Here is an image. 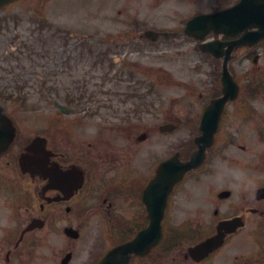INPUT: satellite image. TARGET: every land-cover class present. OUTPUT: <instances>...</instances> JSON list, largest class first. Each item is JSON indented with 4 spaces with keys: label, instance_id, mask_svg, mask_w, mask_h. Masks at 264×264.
<instances>
[{
    "label": "flooded vegetation",
    "instance_id": "1",
    "mask_svg": "<svg viewBox=\"0 0 264 264\" xmlns=\"http://www.w3.org/2000/svg\"><path fill=\"white\" fill-rule=\"evenodd\" d=\"M239 1L212 0L211 7L201 13L221 11ZM106 2H109L111 7L123 4L122 19L117 21L116 25L114 19L112 20L113 15H108L106 30L97 28V31L105 34L98 42L104 41L108 44L107 55L95 52L97 43L94 39L90 38L86 42L78 36L57 38L63 39L60 42L63 52L68 46L70 49H78L80 56L91 54V69L105 68V75L117 77L141 75L142 69L145 68L142 62L144 65L151 63L150 60L146 62L144 56L149 54V59L157 61V45L164 41L173 40L177 43V48L185 49L191 46L192 50L195 40L184 33L187 24L185 18L179 19L175 23L177 25L172 26V30L160 28L157 20V0ZM143 7L152 11V18L146 19ZM187 9L189 8L181 10L184 17L187 16ZM240 38L241 34L227 37L212 32L207 40L215 47L218 41L234 43ZM195 43V47L202 52V65H209V60H215L209 57L210 52L204 51L203 44ZM127 47L132 49V52L126 50ZM129 53L136 57L128 58ZM187 53L190 54L189 51ZM237 56L238 53L233 54V58ZM222 66L223 58L213 65L212 70L219 75L215 77L213 97H210L207 104L222 94ZM151 69L154 70L153 76L157 77V68ZM80 70L74 68L72 73H78ZM87 80L83 78L78 84L84 86ZM259 88L255 83L248 85L245 103L254 104V97ZM83 105L84 101L79 100L80 108L75 106L72 116H45L41 134L25 132L21 136L18 131L11 148L0 156V264H62L68 254L72 257L71 264L79 257V249L81 251L87 248V239L88 248L94 245L91 242L94 237L91 233L98 235L102 222L133 220L134 234L127 238L126 242L133 240L147 225L149 214L144 202V193L157 176V138L146 133L142 135L143 139L140 136L136 143H130L124 126L116 127L119 132L103 130L108 127L113 130L115 123L128 122L131 116L129 112L126 118L123 113L113 115L106 111L103 115H97L98 108L96 114L94 105H87L86 108ZM234 107L231 121L225 126L226 132L231 134L224 133V144L221 149L218 147V153L219 158L225 161L223 165L226 168L222 175L234 177L239 187H230L231 194L228 197L218 198L217 214H221V221L241 218L245 223L243 231L251 233L257 239H263L264 194L259 193V188L264 187V153L262 161L250 137L252 124L256 122V116L253 114L255 109L239 101ZM156 113L152 112V118L156 117ZM97 116L105 127L96 128V122L92 123ZM247 141V145H243ZM190 146L187 154L192 151ZM235 146H238L237 150L230 156L231 148ZM259 170L262 179L260 185L256 186ZM182 188L183 186L180 189ZM205 205L207 202L203 204L198 201L192 206L195 207L192 212L196 217L204 212L205 207L202 206ZM93 219L99 220L101 224L96 226L91 222ZM139 221L141 227H137ZM241 231L230 235L224 246L211 257L199 263L192 260L193 263L219 264L215 259ZM194 245H188L186 260L190 258L189 248ZM179 247L182 248L183 244ZM231 252L230 250L229 253ZM237 252L231 254L229 259H223L222 264H264L262 243L255 244L249 253H241L239 250ZM92 254L86 264L99 263L94 260ZM140 258L133 256L130 264H151L150 258L146 262ZM154 264H157V257L154 258Z\"/></svg>",
    "mask_w": 264,
    "mask_h": 264
},
{
    "label": "rangeland",
    "instance_id": "2",
    "mask_svg": "<svg viewBox=\"0 0 264 264\" xmlns=\"http://www.w3.org/2000/svg\"><path fill=\"white\" fill-rule=\"evenodd\" d=\"M209 4L205 1L194 2V11L203 6L210 8ZM122 5L119 3L111 7L106 0H47L46 2L45 0H21L6 8L4 12L0 13V92L6 93L7 96L16 95L17 99H24V104L6 103L9 111H13V113L15 111L14 114L19 125L22 126L23 134L33 128L41 129V123L46 115L55 117L61 114L54 107L55 101L69 104L68 102L74 101L73 97L77 94L81 95V92L85 90V94H82L86 98L83 106L86 108L87 105H94L96 114L98 108L97 115H103V112L106 111L113 115L123 113L126 118L128 112L131 114L128 122L115 123L113 130L110 127L103 130L119 132L116 127L124 126L127 129L130 143H136L140 136L146 133L148 136L157 138L158 167L161 161L174 155L177 151L185 149L198 134L199 118L194 121L193 116H199L205 103L212 97L215 86L214 77L210 76L207 71H191L189 65L191 60L186 58L185 51L181 48L172 50L168 44H164L163 49L157 48V61L149 59V54H146L144 59L146 62L150 60L151 63L144 65L142 59V66L145 67L142 69V74L135 77L129 76L130 78L127 76H106L103 71L105 68L91 69L90 61L93 59V55L80 56L78 49L74 50L71 47L66 53L62 51L61 44L56 39L58 36L76 35L77 31L85 32L88 29L89 21L101 19L103 22L99 29L105 31L106 16L113 15L114 25L122 19ZM190 9L192 7L185 12L188 13ZM142 11L146 19L152 18V11L146 7H143ZM193 13L190 11L189 15ZM179 19L181 16L176 20L171 18L170 21L161 22L162 27L177 23ZM97 25L99 23L93 24V26ZM86 35L98 39L104 38L102 37L104 33L97 30L91 32L88 30ZM102 45L101 43L97 44V49L99 50ZM126 50L132 52L129 47ZM163 51L162 56L160 53ZM181 53L183 54L181 55ZM174 54L177 56L174 57ZM94 56L96 57V54ZM135 57L129 53L128 58ZM234 62L232 67L236 70L237 77L243 79L246 84L245 79L249 76L244 74V71L256 68L260 74L264 69V53L256 63H251L244 58L242 60L241 57ZM74 68L81 70L78 73H72ZM151 68H157V77L154 78V84L157 87L154 88L149 86L154 74V70ZM159 69H164L166 72L160 73ZM248 72L251 73V71ZM83 78L88 80L84 86H81L78 83ZM260 80L264 85V79ZM262 94L261 98L254 101V107L259 115H264V92ZM90 95L91 97H89ZM241 101L240 98L239 103ZM152 104L157 106L153 107ZM69 105L71 109L74 108L73 104ZM83 106L81 107L82 111L84 110ZM228 110V114L230 113L228 122H230L235 107L232 105ZM152 112H157L155 118H152ZM262 118L259 116L257 123L252 124L255 128L250 137L254 140L256 149H264V119ZM95 122L96 128L106 126L98 116L95 121H92L94 124ZM171 123L177 124L178 128L170 133L160 131L162 125ZM225 132L224 129L223 134L220 133L218 136L219 149L224 144ZM226 134L231 133L226 132ZM247 143L248 141L243 145H247ZM237 147L231 148L230 156L235 154ZM217 152L218 150H214L209 162L188 178L183 184L182 190L172 197L169 213L165 220V232L168 233L169 240L167 239L168 241L165 246L161 247V250L158 249L160 251L151 254V264H154L155 257H157V264H194L191 258L185 259L189 243L187 242L188 237L191 235V238H194V233H203L194 238V241H199L214 232L213 222H217V218L213 215L214 209H211L210 202H217L218 193L223 189H228V186L239 187L234 177H225L222 175L223 173L219 174L225 166L223 165L225 161L219 158ZM261 159L263 161V157ZM258 173H260L259 181L256 186L260 185V179H262L260 170ZM198 201L203 204L207 202L210 205V211L203 212L199 217H196L192 212L195 207L192 206L196 205ZM203 215H205L204 218H200ZM141 225L139 221L137 227H141ZM107 226L111 227L109 224ZM119 227L126 226L119 225ZM133 229L135 226L129 231L130 235L134 234ZM117 233L116 231L114 234V242L117 238L122 239L121 235L117 237ZM175 233H180L177 242H184L182 248L179 246L175 248V242L172 243ZM91 235L95 236V240L91 238V242L99 257L105 250L101 252L97 250L104 247L99 245L97 248L98 235L94 232ZM88 240L85 243L87 248L81 251L79 249V257L72 264H85V260L89 259ZM108 243L106 242V244ZM254 244H257V241L246 232H242L233 239L232 243L222 251L215 261L222 264L223 259H229V256L237 254L238 250L241 253H249ZM90 248L92 249L93 246L91 245ZM230 250L231 253H229Z\"/></svg>",
    "mask_w": 264,
    "mask_h": 264
},
{
    "label": "water",
    "instance_id": "3",
    "mask_svg": "<svg viewBox=\"0 0 264 264\" xmlns=\"http://www.w3.org/2000/svg\"><path fill=\"white\" fill-rule=\"evenodd\" d=\"M11 1L13 0H0V8ZM246 7L247 6L244 5L243 9ZM262 10H264V6L261 8V13ZM229 15L231 14L228 12H224L212 16L200 17L198 20L200 23H206L208 22V20H210V18H214V19H220V22L218 23L221 22L223 23V20L226 19ZM250 21H253L254 23H251ZM255 25L259 26L261 30H263L264 17L262 18V20L257 19L254 16L249 18L247 17L243 18L241 30L244 29L246 30L248 27H252ZM262 37H264V32L258 33L254 39L255 41H257ZM225 80L227 82H230L231 77H229V75H226ZM220 101L221 102H219L218 105L222 107L224 103L227 101V97H225ZM218 116L219 114L216 117L214 128L211 131H208V125H207L208 123L207 119L209 117L208 114L202 127L203 130H205V133H207L206 137L204 136L202 138V141L204 142L207 141V145L205 143L202 144L200 151L197 152L195 155H193L192 160L190 162L181 163L180 161L178 162L177 158H175L173 160L164 163L161 169L159 170L157 180L154 181L148 189L149 194L153 193L154 190L157 189V202L147 201L149 211L151 213L149 227L143 232H141L134 242L126 246H123L111 252L109 255H107V257L101 262V264H124V263H114V260L115 259L117 260L116 257L117 253L119 252L124 253L127 256V260H128L129 255L132 254L133 252L142 254L148 252L153 246L157 245V243L160 241L162 237V220L164 217V210H165L168 194L170 193V190L173 187V185L178 180H180L185 175L186 172L195 168V166H198L203 162L205 158L206 147L212 144L213 135L218 127V120H219ZM13 137H14V129L11 127L9 119L3 114V108L0 105V152L2 150H5L10 145ZM171 170L175 171V173L172 176L165 174L166 172L169 171L171 172ZM221 242H222V235L209 239L207 242H205L196 249L195 256L198 257L202 253L211 250L213 247L219 246ZM127 260L125 262H127Z\"/></svg>",
    "mask_w": 264,
    "mask_h": 264
}]
</instances>
